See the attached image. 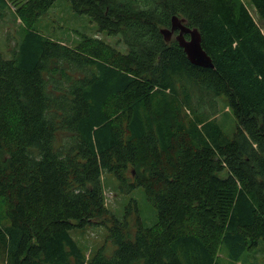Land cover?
Here are the masks:
<instances>
[{
  "label": "trees",
  "instance_id": "1",
  "mask_svg": "<svg viewBox=\"0 0 264 264\" xmlns=\"http://www.w3.org/2000/svg\"><path fill=\"white\" fill-rule=\"evenodd\" d=\"M67 1L116 46L39 30L55 0H0L1 19L23 21L10 57L0 52V264H221V246L236 263L264 255V0ZM172 16L198 30L213 67L165 40ZM104 173L148 180L157 220L117 218ZM103 216L113 251L86 255L72 233Z\"/></svg>",
  "mask_w": 264,
  "mask_h": 264
},
{
  "label": "rangeland",
  "instance_id": "2",
  "mask_svg": "<svg viewBox=\"0 0 264 264\" xmlns=\"http://www.w3.org/2000/svg\"><path fill=\"white\" fill-rule=\"evenodd\" d=\"M13 10V9H12ZM251 12L252 9L250 8ZM23 23L20 16L0 18V52L5 57H10L9 48L12 47L15 40L14 35H17V29ZM38 29L45 34H53L57 39L66 43L72 44L80 34H88L102 38L108 44L116 46L117 36L105 34L98 30L95 21L87 14L74 12L67 0H55L54 5L47 11V15L41 18L38 22ZM11 35V38L6 39V36ZM175 34L172 36L174 37ZM14 41V42H13ZM224 95L218 100V115L217 119L221 125L223 132L231 137L235 130L236 119L232 112L224 106ZM139 163L153 166V161L141 148ZM133 174H134V170ZM130 176V173H128ZM105 191L104 197L111 212L120 220H126L129 225H132L135 216L139 214L145 225H151L157 220V209L147 200L150 199V192L147 190L148 180L140 183V186L131 187L119 183L118 179L110 173H104ZM135 181V180H134ZM153 187V184H152ZM113 220L105 216L96 218V223L89 226L86 230L78 232L73 231V237L81 244L86 255L94 252L97 247H102L106 254L113 251L114 244L107 237L108 226ZM133 228V226H132ZM226 249L221 246L219 249V260L221 264H263L264 255L260 253V247L253 248L243 254L240 262H232L226 257Z\"/></svg>",
  "mask_w": 264,
  "mask_h": 264
},
{
  "label": "water",
  "instance_id": "3",
  "mask_svg": "<svg viewBox=\"0 0 264 264\" xmlns=\"http://www.w3.org/2000/svg\"><path fill=\"white\" fill-rule=\"evenodd\" d=\"M184 22V18L172 16L170 27L162 28L160 30L165 40H169L175 30H178V32L175 33L174 38L183 48L189 61L204 67H213L210 56L201 45L200 33L196 28L186 26ZM185 34H188V37H186Z\"/></svg>",
  "mask_w": 264,
  "mask_h": 264
},
{
  "label": "flooded vegetation",
  "instance_id": "4",
  "mask_svg": "<svg viewBox=\"0 0 264 264\" xmlns=\"http://www.w3.org/2000/svg\"><path fill=\"white\" fill-rule=\"evenodd\" d=\"M177 33V32H176Z\"/></svg>",
  "mask_w": 264,
  "mask_h": 264
}]
</instances>
